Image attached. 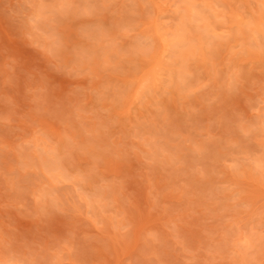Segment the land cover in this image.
<instances>
[{"label":"rangeland","instance_id":"374dc122","mask_svg":"<svg viewBox=\"0 0 264 264\" xmlns=\"http://www.w3.org/2000/svg\"><path fill=\"white\" fill-rule=\"evenodd\" d=\"M0 264H264V0H0Z\"/></svg>","mask_w":264,"mask_h":264},{"label":"bare ground","instance_id":"6f19581e","mask_svg":"<svg viewBox=\"0 0 264 264\" xmlns=\"http://www.w3.org/2000/svg\"><path fill=\"white\" fill-rule=\"evenodd\" d=\"M180 36H181V35H180ZM180 36L178 35V38H181ZM178 38H177V39H178ZM183 40H184V39L182 38L181 41H183ZM177 41H178V40H177ZM179 41H180V39H179ZM179 41H178V44H179ZM181 41H180V42H181ZM181 43H183V42H181ZM178 44L176 43V45H177L178 47H180V45H178ZM181 46H183V45H181ZM181 49H182V48H181ZM181 49H180V50H181Z\"/></svg>","mask_w":264,"mask_h":264}]
</instances>
